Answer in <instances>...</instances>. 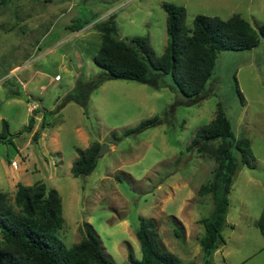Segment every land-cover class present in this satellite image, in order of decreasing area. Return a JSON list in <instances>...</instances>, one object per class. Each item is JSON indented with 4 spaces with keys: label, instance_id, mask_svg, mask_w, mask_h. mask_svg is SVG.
Wrapping results in <instances>:
<instances>
[{
    "label": "rangeland",
    "instance_id": "rangeland-1",
    "mask_svg": "<svg viewBox=\"0 0 264 264\" xmlns=\"http://www.w3.org/2000/svg\"><path fill=\"white\" fill-rule=\"evenodd\" d=\"M165 3L186 8L189 28L198 15L224 20L240 15L257 32L264 25V0H0V133L3 120L11 134L23 130L30 104L47 115L45 124L40 121L33 130L40 138L47 137L46 147L32 140L26 151H35L42 164L55 165L50 167L53 179L41 173L32 178L33 184L44 182L60 194L64 225L56 237L67 249L86 237L85 227L90 225L115 263H128L130 253L141 260L136 234L144 218L156 221L164 249L185 264H202V220L211 216L214 207L212 195L200 196L199 190L213 180L217 164L187 147L198 130L215 119L221 104L236 138L251 141L255 167H243L235 178L222 233L225 244L212 262L264 264V236L256 226L264 212L263 37L253 50L218 55L199 102L173 89L171 77L166 76L160 88L108 80L93 92L87 109L65 103L79 77L92 80L102 72L93 61L101 46L97 24L112 15L121 40L149 37L157 56H162L168 43ZM75 23L88 25L76 35L70 29ZM51 48L52 53L44 55ZM154 117L163 122L126 135ZM80 130L92 142H100L104 153L92 173L74 178L76 148L87 145ZM32 133L15 136V147H26ZM14 152L11 145L0 143V190L8 192L13 206L17 186L10 188L8 183L9 167L15 163L19 168ZM7 155L13 156L11 162ZM30 165L34 171V163Z\"/></svg>",
    "mask_w": 264,
    "mask_h": 264
},
{
    "label": "trees",
    "instance_id": "trees-1",
    "mask_svg": "<svg viewBox=\"0 0 264 264\" xmlns=\"http://www.w3.org/2000/svg\"><path fill=\"white\" fill-rule=\"evenodd\" d=\"M163 9L167 13L168 43L162 56H157L149 37H135L130 42L121 40L114 15L98 23L101 46L93 61L102 72L92 80L79 77L65 103L74 102L87 109L93 92L108 80L135 81L160 88L165 85L166 76L171 77L173 89L186 98H197L199 102L221 52L250 51L259 46L260 37L264 38V25L257 32L240 15L226 20L198 15L193 27L189 28L185 7L165 3ZM85 25L75 23L70 29L78 32ZM237 92L243 104L244 97L239 88ZM45 121L43 118V125ZM35 122L31 117L23 130L11 134L9 123L3 120L0 143L12 146L13 156L18 154L13 143L15 136L33 132ZM162 122L159 117H154L128 130L126 135L137 134ZM39 138L40 133L36 131L32 140L38 143ZM100 148L98 141L86 149L76 148L78 158L71 168L74 178L85 177L94 171ZM187 149L210 157L217 164L213 180L199 190L200 196L212 195L213 199L214 211L202 220L205 233L199 239L204 253L202 264H213L212 257L225 244L222 233L227 225L229 196L235 178L243 167H255V156L249 139L236 138L221 104L215 119L198 130ZM13 156L7 155V162H11ZM9 199L8 192L0 190V264H117L105 253L99 235L90 225L85 227L86 237L71 249L56 237L64 225L62 199L56 189L48 188L44 182L32 186L18 183L14 206ZM256 226L264 236V212ZM136 235L142 259L138 260L130 253L128 263L124 264H185L163 248L155 220L141 219Z\"/></svg>",
    "mask_w": 264,
    "mask_h": 264
},
{
    "label": "crops",
    "instance_id": "crops-1",
    "mask_svg": "<svg viewBox=\"0 0 264 264\" xmlns=\"http://www.w3.org/2000/svg\"><path fill=\"white\" fill-rule=\"evenodd\" d=\"M82 30H80L78 32H75L76 35H78L79 33H81ZM52 51H53V48L47 50V52L44 55L48 56L50 53H52ZM62 58L66 59V57H64V55H62ZM26 85L27 84L25 83L24 84V87ZM27 111H28L29 120L31 119V117H33V111H34V113L36 115L35 116V120H36L35 125H36V127L38 126V123H40V121H43V118H46L47 117L46 114H41L40 107H38V105H36V104H30V105H28V110ZM33 133H34V131H33ZM33 133H32V135H33ZM79 134L82 137V139L84 140V142H86V144H87L82 149L88 148L90 146V144L93 143L90 140V137L88 136V134L86 133V131L84 132L83 130H80L79 131ZM32 135H30V138L28 140V145L26 147H23L22 150L18 149L19 150V153L17 155H15V157H14V158H16L15 160L17 162H19V168L17 169L16 165H14L15 163H13V165H11L9 167L11 173H10V183H8V185L10 186V188H12V187L15 188L19 182L22 183V184H24V185H27V186H32V184L34 182L33 181V178H32V175L33 174H36V173H41L42 177L45 178V179H47V180L53 179V176L54 175L51 176V172L52 171H51L50 167L51 166H54L55 167L54 163L51 164L49 161H46L45 164H42L39 161L41 159L40 156L37 157L34 154L35 151H34L33 154L29 153V151H26V150H29L30 147L34 144L33 141H32ZM55 137H56V135H55ZM46 138L47 137H41L39 139L38 143L39 142L41 144H44L45 143V147H46V141H45ZM52 142H55V139H53ZM51 145H54V144L52 143ZM58 148L59 147L56 146V151H58ZM47 155H48V153L45 152L43 156L45 158H47ZM77 158H78V156H77ZM31 162L34 163V169H35L34 171H31L30 170V168H31L30 163ZM17 170L19 171V174H18V171ZM16 174H18L19 176L15 177Z\"/></svg>",
    "mask_w": 264,
    "mask_h": 264
},
{
    "label": "water",
    "instance_id": "water-1",
    "mask_svg": "<svg viewBox=\"0 0 264 264\" xmlns=\"http://www.w3.org/2000/svg\"><path fill=\"white\" fill-rule=\"evenodd\" d=\"M103 153H104L103 148H100V150H99V152H98V154H97V159H98L100 156H102Z\"/></svg>",
    "mask_w": 264,
    "mask_h": 264
}]
</instances>
